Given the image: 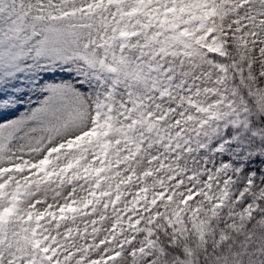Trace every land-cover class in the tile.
Returning a JSON list of instances; mask_svg holds the SVG:
<instances>
[{
  "label": "snow or ice",
  "instance_id": "1",
  "mask_svg": "<svg viewBox=\"0 0 264 264\" xmlns=\"http://www.w3.org/2000/svg\"><path fill=\"white\" fill-rule=\"evenodd\" d=\"M0 264H264V0H0Z\"/></svg>",
  "mask_w": 264,
  "mask_h": 264
}]
</instances>
